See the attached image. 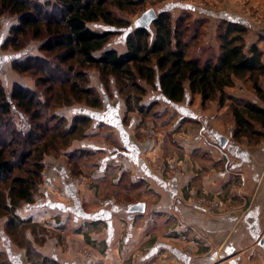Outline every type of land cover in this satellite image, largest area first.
Wrapping results in <instances>:
<instances>
[{
    "label": "crops",
    "instance_id": "crops-1",
    "mask_svg": "<svg viewBox=\"0 0 264 264\" xmlns=\"http://www.w3.org/2000/svg\"><path fill=\"white\" fill-rule=\"evenodd\" d=\"M229 2L227 17L237 10L253 18L247 52L257 46L264 63V0ZM112 49L128 51L127 44L105 48ZM23 79L16 82L28 86ZM234 83L225 89L221 105L219 100L203 103L188 82L183 101L172 103L159 81H142L147 92L141 112L136 106L129 110L112 80L113 95L104 96V90L101 96L106 114L89 113L98 124L65 156L71 160L76 150L86 151L85 157L93 151L101 163L87 167L90 173L81 165V183L75 184L67 181L64 156L46 158L35 202L15 213L42 227L45 241L37 244L30 229L26 240L56 264H264V136H236L233 114L234 105L246 102L264 109V100L252 81ZM260 86L264 92V77ZM103 125L116 131L123 149L114 145L109 151L90 136ZM255 129L264 133L258 125ZM223 137L226 147L220 143ZM124 161L131 165L123 166ZM127 179L132 191L123 187ZM129 196L139 200L128 203ZM137 203L145 204L144 212L130 211ZM7 221L0 218V264L36 263L29 259L27 241L9 236Z\"/></svg>",
    "mask_w": 264,
    "mask_h": 264
},
{
    "label": "trees",
    "instance_id": "trees-1",
    "mask_svg": "<svg viewBox=\"0 0 264 264\" xmlns=\"http://www.w3.org/2000/svg\"><path fill=\"white\" fill-rule=\"evenodd\" d=\"M142 1L146 0H51L43 4L38 0H0V17L4 14L17 17L5 48L21 49L25 39L31 37L42 42L40 50L45 53L43 57L14 63V70L36 76L37 85L45 86V100L37 91L20 84H15L8 96L0 77V218L8 217L6 231L12 239L17 241L23 237L27 241L25 234L30 229L36 235L37 244L45 241L40 235L44 232L42 227L19 219L15 213L25 204L35 202L45 168L42 154L48 149L45 123L35 122L27 134L12 126L10 120L14 106L28 114L32 121L43 118L42 109L46 107L53 109L84 103L91 108H100L102 97L90 85V69L99 71L101 81L107 87L112 80L116 82L129 110L133 106L139 107L147 92L142 81L149 85L159 81L163 94L172 103L183 101L188 82L192 93L199 94L203 103L219 100L223 105L225 89L234 86L235 79L250 80L258 97L264 100L260 86L264 77L263 52L257 46L247 52L245 36L248 29L240 23L223 25L219 55L204 63L198 57H190V45L183 41L181 20L178 19L176 24L179 25L174 26L168 12L158 14L153 24L156 30L153 41L151 29L135 27L127 37V52L105 50L114 33L97 32L89 25L103 21L117 27L116 24L122 22L108 10V5L129 10ZM98 52L102 53L97 55ZM139 110L144 112L140 107ZM233 114L237 123L236 136L256 135L258 139L264 136L262 131L255 129L256 125L264 129L262 107L246 102L234 105ZM90 126L91 118H76L71 128L65 129L64 147L83 138ZM80 131L82 134L77 137ZM13 143L20 146L19 150L12 148ZM26 246L29 259L36 262L34 264H56L42 257L30 242L27 241Z\"/></svg>",
    "mask_w": 264,
    "mask_h": 264
},
{
    "label": "rangeland",
    "instance_id": "rangeland-1",
    "mask_svg": "<svg viewBox=\"0 0 264 264\" xmlns=\"http://www.w3.org/2000/svg\"><path fill=\"white\" fill-rule=\"evenodd\" d=\"M40 3H46L51 0H38ZM229 4V5H228ZM229 0H170V1H164V2H154V1H142L139 5L129 9V10H120L116 6L108 5V10H110L114 17H116L120 22V24H116V26H111L110 24L99 21L96 23H91L89 26L92 30L97 32H103V31H111L114 33V35L111 37L110 41L107 45H114L118 48H122L124 45H126L127 37L129 34H132L136 27L137 20L148 10L154 9L158 14H161L163 12H168L171 16V19L173 20V25L178 26L179 24H176V21L178 19L181 20L180 28L184 33L183 41H187L190 45L189 49V55L190 57H198L202 63H204L207 59L210 57L217 58L220 53V34L223 31L222 27L227 22L232 23H240L241 25H245L248 29V24L254 23L252 20L253 18L250 17V15L246 14H236L237 10H232V16L227 17V11L230 6ZM242 9L247 8V4L241 2ZM239 4V6H240ZM250 10V9H249ZM237 15L241 16V18H238ZM17 17L15 15L11 14H4L0 17V37H5V39L2 41V44L0 43V77L2 79V83L5 88V92L8 96H10L13 86L15 84H18L16 80L18 77H21L23 81L25 80L26 83H28V86H24L26 89L35 90L39 93V97H41L43 100H45L47 93L45 92V86L43 85H37L36 79L37 77L31 74H21L14 70V63L16 62H24L28 58L31 57H37L41 56L43 57L45 53H43L40 50L42 42L40 40L32 39L31 37H27L24 42V47L21 49H14L12 47H9L8 49L5 48V45L7 43V40L10 38V31L11 28L17 23L16 21ZM155 28L152 25L151 26V33L152 38L151 41H153L155 36ZM249 32V29H248ZM264 32L261 33V36H263ZM183 35V34H182ZM248 33L245 36V40L247 39ZM246 44L248 45V42L246 40ZM100 76V73L97 69H90L89 70V79L90 84H96L97 86L95 89L99 92V94L102 96L103 91L106 90L104 93V96L107 94L109 96H112V92L114 91L111 85L107 87L102 81ZM99 79V80H98ZM24 82V83H25ZM29 84L33 85L34 87H29ZM103 97V96H102ZM52 104V103H51ZM105 105V100L102 98V105L100 108H91L84 103H74L73 106L70 107H61V108H53L49 109L48 107L43 108L42 112L44 113L43 118H36L35 121H32L30 116L26 113H24L22 110L16 108L15 106L12 109L11 114V123L12 126L18 129L19 131H22V134H27L32 131V128L34 126V123L36 124L45 123V125L48 128V131L46 133L45 138L47 139L48 143V149L47 153L42 154L43 161L48 158V156H54L56 158H61L62 156L64 159V163L66 164V170H67V181L69 183H79L82 176V172L90 173L87 167L91 169L92 163L100 164L101 162H98V158L96 157L95 152H87L89 153L85 157L86 151L76 150V155L79 156L82 155L83 160L80 158L75 159L74 156L70 157L73 158L71 160H68L65 156H68V150H70L72 147V144L76 140H83L84 138L88 137L87 132H89L92 129L93 123L98 124V118L96 120L92 119V116L89 115V113H95L97 115L99 114H106V111L103 109ZM63 108V110H62ZM91 108V109H90ZM85 109V110H84ZM100 110H104L103 112H100ZM85 112L87 115H83L82 112ZM90 117H89V116ZM94 115V114H93ZM82 117H89L91 118V126L84 132L85 136L81 139L77 138L75 139L68 147H64V133L65 129L71 128L73 125V122L76 118L80 119ZM94 117V116H93ZM59 119H62L59 121ZM96 121V122H95ZM33 122V123H32ZM7 126V125H6ZM58 129V131H56ZM17 130V131H18ZM2 132H4V128L1 129ZM82 132L77 133V137L81 136ZM55 135V138H54ZM90 136L98 137L95 139H98V141H102L106 144L108 147L107 149L111 151L114 147V145H119L120 149H123V145L121 141L119 140L118 135H116V131L112 130L109 126L103 125V128H101L97 135L91 134ZM22 138V137H21ZM5 139H7L5 137ZM17 141L18 139L15 138ZM13 142H15L13 140ZM13 149L19 150L20 146L17 143H13ZM61 147V148H60ZM29 149V147H27ZM72 154V153H71ZM39 157V154H38ZM77 158V157H76ZM82 160V161H81ZM16 163L19 162L18 159L15 160ZM76 161V162H75ZM86 161V162H85ZM125 163V164H124ZM123 166L127 165L130 166V161H124ZM63 164V163H61ZM81 165H85L84 171L81 168ZM95 165V164H94ZM125 166V167H127ZM128 176V173H127ZM129 177V176H128ZM81 183V182H80ZM132 183L129 179L126 180V183L123 185V187H126L127 190L132 189ZM107 186H109L107 184ZM124 196H128L127 194ZM139 200V197L135 196H129L127 199V202L133 204V202H136ZM41 234L43 232H40ZM40 234V235H41Z\"/></svg>",
    "mask_w": 264,
    "mask_h": 264
},
{
    "label": "water",
    "instance_id": "water-1",
    "mask_svg": "<svg viewBox=\"0 0 264 264\" xmlns=\"http://www.w3.org/2000/svg\"><path fill=\"white\" fill-rule=\"evenodd\" d=\"M158 18V13L154 9L146 11L136 22V27H141L145 29H151V26ZM221 146L226 147L228 140L226 138H221ZM131 212H144L145 204L137 203L130 208Z\"/></svg>",
    "mask_w": 264,
    "mask_h": 264
}]
</instances>
